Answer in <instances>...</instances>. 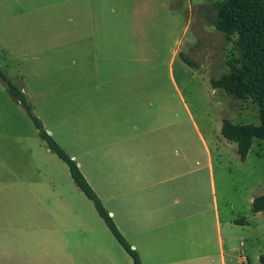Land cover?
<instances>
[{
  "label": "rangeland",
  "instance_id": "obj_1",
  "mask_svg": "<svg viewBox=\"0 0 264 264\" xmlns=\"http://www.w3.org/2000/svg\"><path fill=\"white\" fill-rule=\"evenodd\" d=\"M215 1L0 0V68L67 154L91 151L78 160L106 209L119 212L121 193L105 189L99 144L152 131L166 119L194 121L213 156L223 237L231 234L237 249L227 264H260L264 212L253 213L249 199L264 193V140L254 139L241 161L236 143L220 133L223 118L260 121L253 99L210 84L240 60L238 35L227 38L212 24ZM114 89H121L125 113L108 117L119 126L106 127L89 99L106 100ZM0 149V264H132L1 79ZM114 221L121 231L118 213Z\"/></svg>",
  "mask_w": 264,
  "mask_h": 264
},
{
  "label": "crops",
  "instance_id": "obj_2",
  "mask_svg": "<svg viewBox=\"0 0 264 264\" xmlns=\"http://www.w3.org/2000/svg\"><path fill=\"white\" fill-rule=\"evenodd\" d=\"M119 97L121 89H114L109 90L106 100L89 99L98 122L125 113L119 111L120 104H124ZM82 102L83 97L79 96L81 107ZM109 119L104 123L106 127L119 126ZM124 126L121 121V129ZM132 128L136 130L138 126L134 124ZM190 140L197 143L190 145ZM99 145L97 150L103 149V166L107 168L103 175L105 189L116 193L114 197L121 193L119 212L114 208L107 210L113 220L118 213L121 233L137 251L142 264H227V257L237 259L231 234L224 238L222 233L213 156L194 121L166 119L152 126V131L122 135ZM76 152L68 155L82 171L78 159L92 153L89 149L79 155ZM260 254V250L255 252L258 262ZM243 259L250 262L248 255Z\"/></svg>",
  "mask_w": 264,
  "mask_h": 264
},
{
  "label": "trees",
  "instance_id": "obj_3",
  "mask_svg": "<svg viewBox=\"0 0 264 264\" xmlns=\"http://www.w3.org/2000/svg\"><path fill=\"white\" fill-rule=\"evenodd\" d=\"M212 8L214 10L212 24L215 28L227 38L235 33L238 35L240 60L238 65L228 72L212 78L210 84L213 89H221L237 99L243 100L250 97L258 106L260 121L258 125L233 123L227 118L221 120V135L236 143L237 153L243 161L253 140H264V0H217L212 3ZM179 56L189 66L197 68L184 53H179ZM0 79L5 84L7 92L26 110L38 135L49 150L67 165L74 183L93 202L96 211L117 242L131 257L133 264H142L137 251L131 247L118 229L76 161L44 129L41 120L33 113L22 89L1 68ZM250 209L253 213L264 210V193L254 196ZM244 220L239 219L241 223ZM259 262L264 264V254L259 255Z\"/></svg>",
  "mask_w": 264,
  "mask_h": 264
}]
</instances>
